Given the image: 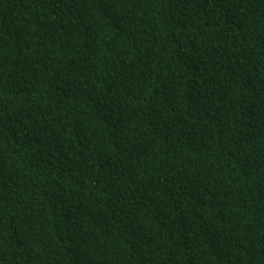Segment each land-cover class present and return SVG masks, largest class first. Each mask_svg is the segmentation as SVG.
Returning <instances> with one entry per match:
<instances>
[{
    "label": "trees",
    "instance_id": "obj_1",
    "mask_svg": "<svg viewBox=\"0 0 264 264\" xmlns=\"http://www.w3.org/2000/svg\"><path fill=\"white\" fill-rule=\"evenodd\" d=\"M0 264H264V0H0Z\"/></svg>",
    "mask_w": 264,
    "mask_h": 264
}]
</instances>
